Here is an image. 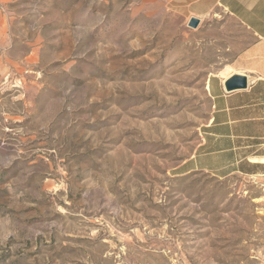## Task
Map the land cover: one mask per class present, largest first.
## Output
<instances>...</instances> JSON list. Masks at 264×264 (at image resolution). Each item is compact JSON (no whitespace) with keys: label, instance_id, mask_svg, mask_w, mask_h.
Here are the masks:
<instances>
[{"label":"rangeland","instance_id":"rangeland-1","mask_svg":"<svg viewBox=\"0 0 264 264\" xmlns=\"http://www.w3.org/2000/svg\"><path fill=\"white\" fill-rule=\"evenodd\" d=\"M163 0H0V264H263L264 178L179 167L249 35Z\"/></svg>","mask_w":264,"mask_h":264},{"label":"crops","instance_id":"crops-1","mask_svg":"<svg viewBox=\"0 0 264 264\" xmlns=\"http://www.w3.org/2000/svg\"><path fill=\"white\" fill-rule=\"evenodd\" d=\"M163 1L186 18L203 19L220 11L250 37L226 72L209 79V118L194 154L179 169L218 179L264 178V0ZM232 74L245 75L247 89L225 93L223 82Z\"/></svg>","mask_w":264,"mask_h":264},{"label":"water","instance_id":"water-1","mask_svg":"<svg viewBox=\"0 0 264 264\" xmlns=\"http://www.w3.org/2000/svg\"><path fill=\"white\" fill-rule=\"evenodd\" d=\"M200 23L198 18H190L188 22V27L197 28ZM248 87V79L243 74H232L229 78L225 79L223 82V88L225 93L230 94L237 91H243Z\"/></svg>","mask_w":264,"mask_h":264},{"label":"built area","instance_id":"built-area-1","mask_svg":"<svg viewBox=\"0 0 264 264\" xmlns=\"http://www.w3.org/2000/svg\"><path fill=\"white\" fill-rule=\"evenodd\" d=\"M263 264H264V262H263Z\"/></svg>","mask_w":264,"mask_h":264}]
</instances>
